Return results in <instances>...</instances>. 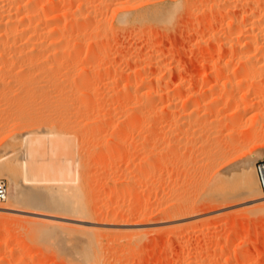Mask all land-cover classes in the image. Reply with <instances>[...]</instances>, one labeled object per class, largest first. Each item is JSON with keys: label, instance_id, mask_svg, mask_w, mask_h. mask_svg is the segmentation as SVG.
<instances>
[{"label": "rangeland", "instance_id": "1", "mask_svg": "<svg viewBox=\"0 0 264 264\" xmlns=\"http://www.w3.org/2000/svg\"><path fill=\"white\" fill-rule=\"evenodd\" d=\"M169 1L170 0H165V2L167 3H170ZM186 1L189 2V6L185 9L187 12L189 11L190 15L187 12L185 13V11L182 12V10H185L184 8H180L179 9L180 11L178 10V13L176 11L171 17V19L168 21H163L161 23H154V24H152L153 22L152 23L145 22L137 26L134 25L132 26L130 31L129 30H121V31L118 30L116 32L114 31L115 34H112L113 36L108 38H103V37L101 39L93 38V37L84 38L81 40V42H79V44L76 43L77 46L75 47L73 53L71 54H68L67 52L64 53V52L56 51L55 55L51 54L50 56V54L48 55L46 53L44 55H41L40 58L38 57L39 64L37 63L38 65L34 66L33 68L35 69V67L36 68L38 67L37 68L38 70L36 69L37 72L33 69L32 70L25 69L26 71L24 70L25 71L24 73L27 74H23V73L20 74L22 71L19 70L20 72H17V74L14 75L15 77L14 76L13 77L14 79L16 78L15 79L16 83H14L15 87L16 86L17 88L21 87L20 89L16 88L17 91L20 92V94L18 95L17 93L19 92L13 89L16 91V95H13V97H15L13 100L12 97H10L6 99H2L1 100L2 102L0 101V129H1L0 131L4 132L2 133V135H0L1 136L0 156L12 155L14 153V148L19 147L20 144V142L12 143L11 139L5 140L3 135L6 132L8 133L9 128L8 125L4 123L7 122V124H9L8 120L14 118L10 120L13 121L15 120V117L18 118V116H20L19 115L20 111H18L19 110L18 108L28 103L25 102V100H30L28 99L29 97L25 98V96H30L31 93L32 95L35 93V97H32L31 95V99H34L32 100L33 104L30 105L32 106L31 108L41 107V105L43 104L42 102L45 101L49 103L43 106L42 114H40L38 117L34 119V124H35L34 126L33 125L32 127L25 126L27 128L26 131L29 132V130H31L30 132H34L33 130H36L35 132H38L43 130L45 131L46 129V131H52L58 133L66 132L67 133L66 135L70 134L69 135L70 143L66 148L67 150L65 149V153L67 152L68 153L67 156L68 157L70 156V158H72L73 161L77 160L78 162L80 159L81 160L83 159V161L85 160V163H82L83 161L81 162L79 161L78 163L75 161V163H77L76 164L77 175L79 172L78 170L80 171L82 170L83 175L85 173V176H83L82 173H79L78 175V183L80 182V184L83 185V186L81 185V187L79 188L80 189L82 188V190L85 188L84 194H82L84 191L81 192L82 190L79 189L78 194L81 196L82 200L84 201L86 200V204L88 203V206L90 208L92 207L91 209L96 208V210L101 212L100 211L101 209L99 208L102 207V209L103 208L106 209L107 213L111 211L110 212L111 215L115 214L112 215L115 217L119 216L118 214L126 213L131 208L139 209L138 211H136L135 209V212L137 213H134L132 215L133 217H128L127 220H126L127 216H125V214L124 215L121 214L122 216H119V217L125 216L124 217L126 220L125 223L127 224H131L133 219H137L135 220L136 225L138 224L139 226L137 225V227L134 228H131L129 226H119L117 228V231L120 230L119 232L115 231V234H113L110 237L104 236L106 239L104 238L103 243L105 244L104 247L105 250L107 249L105 253H109L107 254L108 257L110 258L108 262L109 264H201L200 262L204 260L205 262H202V264H264V209L261 210V208H259L262 206V203L264 204V200L260 197H256L255 199H250V200L241 199L240 201H235V200L231 201V200L222 199L221 201L220 195L223 192L222 189L224 187L220 181H218L217 179L215 180L217 175L216 172H218L220 173V176H226L228 178H232V180H234L236 183H240L243 179L241 175L242 167L247 163L252 165V171H254L253 169L254 162L257 160H261L259 158L260 156L261 157L264 156V117H262V120L261 118H258L256 119V121L254 119H253L254 121H252L251 120L252 118L250 119L248 118L249 115L251 114L249 113L248 117L247 115L245 116V118H247L245 120H241V116L240 118L238 117L239 120L237 119V117L235 119L234 118L231 119L230 118L231 110L227 109V107L230 108L229 100L227 101L225 99L226 96L224 97V100L223 99L218 100L216 98L221 96L220 93L221 91H219L221 89V85H219V87L217 85L218 88L216 86L215 87L213 86L214 89L205 88V86L207 87L209 82H211L213 76L216 75L212 71V69L210 70V66L212 68V64H213L210 61L214 62L213 60H215V56L213 52L214 50H216V42L218 41L219 37L223 36L222 27L223 26L225 27L226 19L221 18V20L219 19L216 21L217 24L215 22L213 23V25L216 27V31H219V33L217 32L218 34L217 37L215 39H212L214 44L212 41L209 40L206 42L205 40L208 37V32L207 33L205 32L204 34H200L201 32L196 34H189L190 32L189 30L192 26L197 25V22L198 23H201V21L205 23L206 21L208 23L209 21L211 22L212 18L210 20V16H209L212 12L211 3L213 2L216 3L218 1L217 0H207V1L186 0ZM207 4L209 7L207 6ZM70 5L71 7L73 6L74 8L76 7L75 5L78 4L77 1H73L71 2ZM204 5L206 6L205 9H204L205 7ZM197 7L200 8V10L198 9L199 11L197 10ZM192 12H195V14L191 15ZM239 12H240L239 6L236 7V9H233L232 11L234 15L238 14ZM224 19L225 21L223 22ZM151 24L153 25V27L151 26ZM160 26H162L163 29ZM134 27L137 30H135ZM198 40L199 43L201 44L198 43ZM198 44L201 46L199 47ZM198 48H201L202 52H200V54L203 53L204 57H206V51L208 52V50H209L208 54L212 53V56L211 57L208 56V58L206 57L207 58L206 60L202 55H200L201 56L200 58L198 54L199 52ZM99 49H101L102 51ZM212 49L213 52H210L212 51ZM157 60L162 63L165 62L167 66L175 65L177 67V72L168 76L167 69L161 68L160 70H156V67L155 65H153V63L154 61ZM204 60L207 61L208 64L204 63L205 62ZM200 61L203 64L200 65L199 63ZM67 63L69 64V66ZM237 63H235L233 66L231 65L232 69L231 67H229L231 69L228 70L229 73H232L233 71H238V69L240 68L238 65H240V63L236 65ZM234 66L235 67L238 66V68L236 67V70H234L233 68ZM141 67L142 68L145 67L147 71L149 70H151L152 72L159 71V74L161 76L167 75L166 77H170L171 79L170 82L167 84L168 87L167 86L164 87V85H162L163 83L151 79L148 81L142 80L143 82L142 81L140 82L139 80V84L141 83L140 85L138 84V81H136V83H134L135 86L133 85V88L131 89L130 92L131 95L134 93V95L132 96L133 98L136 99L142 96L141 100L140 98H138V101H141L140 103L144 105L148 104V102L150 103V108H151L150 118L152 119V117H154L152 119L153 122L151 121V119L145 120L143 117L138 119L134 118V120H132L128 117H124L125 115L123 116V114L125 113L124 110L127 109L125 107L127 106L129 107V105H127L128 104L127 102H126L127 104L124 103L121 96L123 95L122 94L123 92H126L124 85L127 84L128 81H134V76H132V73L135 72V69L136 71L140 70ZM43 68H45L46 70H44ZM103 72L105 74H103ZM212 73L214 74L210 75ZM19 74L23 76H20ZM34 75L36 78L34 77ZM45 75L47 76L45 77ZM21 77H25L24 78L25 80L23 78L21 80L20 79ZM53 78H55V80ZM46 79L49 81H46ZM31 80L34 81L29 82L30 84L28 85L30 88H28V85L26 83ZM50 80L52 82H50ZM61 80L65 82L63 83L61 82ZM17 81L18 83L21 82L22 84H24L23 87L27 85V87L25 86L24 89L28 90L27 92H29L30 94H27L26 90L24 91V89H22L23 87L21 83L20 86L17 83ZM40 81L41 82L43 81L42 82L43 84L40 83ZM44 81L46 83H44ZM181 82H183L181 86L177 87L176 85H178ZM33 83L35 86L31 88V86H33ZM91 83L94 84L91 85ZM41 84L45 87H40ZM88 84L91 89L89 90L88 88L85 87L84 89L83 86L84 85L88 86ZM142 84L147 85L149 89L152 88L151 89L152 93L146 95L145 89L148 90V88H146L147 87L146 86L143 89ZM36 87L37 88L39 87L40 90L37 89ZM82 89L87 91L84 92ZM20 90L21 91L23 90L24 92L21 93ZM140 91L142 93L141 95H140ZM86 92L90 94L86 96ZM209 92L210 95L208 94ZM205 94L207 95L205 96ZM17 95L18 97H22L21 95L24 96L23 99L19 98V100L20 99L23 100L25 104L20 103L22 101L20 102L18 101L17 103L19 105L18 104L16 105L15 102L18 100L16 99ZM44 96H46L47 98ZM56 96L59 98V100ZM91 96L93 97L94 100L91 98ZM89 97L92 99L93 102L87 100V98L90 99ZM103 97L104 98L107 97V99L106 98L104 99ZM189 99L192 101V103L195 102L194 104H192L193 106L191 105V107L196 108L198 106L200 108L197 107L196 110L193 111L196 112L195 114L191 112L192 114H189L190 116L187 115L185 117L186 119H184L185 120L184 122L185 124H187V127L183 128V124H181L182 121H180L182 120V118L180 119V115H177L178 114L177 112L181 109V107H183L185 100H189ZM86 100L88 103L89 102L91 103V105L89 106L90 108H87L85 106L88 110L87 112L83 111V109L84 110L86 109L85 107H82L84 104H86L85 103ZM116 101L119 103H117ZM115 102L117 105L121 103L120 104L121 106L120 105L117 106ZM213 102L215 103V105ZM224 102H226L227 105L228 104L229 105L227 106L226 103ZM142 104L140 105L141 107ZM153 104L154 107L152 106ZM210 104L212 107L210 106ZM66 105H68V107ZM108 105H110L111 108L114 106L113 107L114 109H111ZM107 106L110 109H107ZM24 107L27 108L29 106L25 105L22 108ZM167 107L169 109H166ZM157 108L158 109L162 108L159 111L161 112L163 111V113H165V114L162 113L163 116L161 115L163 118L161 116H158L160 114L158 113L159 111L156 112ZM213 108L216 110H214ZM224 109L226 110L224 111ZM110 110H112L111 111L112 113L110 112ZM217 110L222 112H219ZM228 110H230V112ZM153 111H155L158 114L155 115V112ZM105 113H107L106 115H110L111 113L113 115V119L111 118L110 121V119L108 120V118H105L107 117L104 115ZM216 113H219L220 115ZM100 115H104V116L102 117ZM67 116H69L70 121L75 120L76 122V120H79V123H80V118L81 120L82 119L85 120L84 119L85 116L86 117L88 116L89 118L91 117V119L93 116L94 117L99 116L97 118L100 119V122H98L97 119H96L97 122H95V120L92 123L90 122L91 123L90 127L87 125L89 128H86V130L82 126L84 125L83 124L84 122L82 123V125L81 123L76 124L72 122L65 124L64 122L63 124L64 126H63L62 124H60L59 120ZM199 118L201 119L199 120ZM215 118H217L216 123L214 121L216 120ZM228 118H230V121L229 120L227 121ZM27 119L28 118L23 117L17 120L18 121L21 120L22 124L21 123L20 124L24 125L25 122L27 123L28 121ZM242 119H244V116L242 117ZM248 119L250 120L249 122L247 121ZM136 120L138 121L136 122ZM101 121L103 123H101ZM161 121L163 124L161 123ZM132 122L133 123L135 122V125ZM209 122L211 124H209ZM108 123L111 125H108ZM203 123H206L209 126ZM69 124H71L72 126H69ZM73 124L75 125L73 126ZM5 125L6 128L4 127ZM65 125L66 126L68 125L70 128L68 129ZM98 125L101 128H99ZM212 125L214 126V128ZM77 126L78 128H80V130H78L79 132L75 131L76 132L75 134L77 135H74L72 132L74 131V129L77 130L76 129ZM1 127L5 128L6 131L5 129L2 130ZM15 127H19V125L18 126L16 125ZM122 127L124 128L122 129ZM150 127H152V129ZM26 128H24V130ZM91 129L92 131H90ZM66 130H70L72 132L69 133L70 131L67 132ZM195 130L199 132L197 136L200 137H197V139L194 142V140L192 141L191 139L193 137L191 136V134L194 135ZM20 131H19L20 134L26 132L23 131L22 129ZM88 131H90V133ZM13 132L15 135H19L16 134L18 131H16L15 133L14 129L13 131H9L11 135L13 134ZM81 132L83 133L85 132V134L86 133L88 134L84 135ZM94 132L95 134H97V132H100L102 135L101 137L103 138L101 137L97 138L98 136H100L99 135L100 133L97 134L98 135L97 136L94 135ZM104 133H106L107 135L104 136L105 135ZM149 134L151 136H148ZM152 134H154L156 137L154 135L152 136ZM88 135L89 137L91 135L94 136L91 137V140L88 137L91 145H89V142L86 140L87 138L86 136ZM77 136L80 138H78ZM83 136L86 137L84 141H87L88 144L82 141L84 144L83 145L82 142L80 141L82 140ZM113 138L118 139L120 143L119 141L115 142L114 140L116 139ZM147 138H151V139L147 140ZM92 139L94 140V142ZM98 139L102 142H100ZM111 140L114 141L116 144L117 143L121 144L122 148H120L121 150L119 149L120 151L117 149L116 154L119 155V157H121V155L122 157L124 156L123 157L124 159L120 158L121 160L117 156L119 160H115V161H118V163L115 162L113 159V162L117 163V165L114 163L113 166L111 165V163L113 164V162H109L110 161L109 159H111L109 157L111 151L110 148L114 145L113 143H111ZM121 141L122 142L125 141L124 146L122 145ZM147 141H149V145H147L148 144ZM143 142L144 144L145 142H147V144L142 145ZM137 144H140V146L138 145L140 148H138ZM150 144L152 149V153L151 150L150 153L152 155L149 154V151L147 150V148H145L147 146L149 147ZM104 145H108L107 146L108 148L110 145L112 146H110L109 149L107 148L102 149V146ZM203 145H206V147ZM72 147H73V151L71 153L70 150H72ZM99 147L102 149V150L100 149L102 154L105 153L102 151H106L107 156L105 154L103 157V155L100 152L97 153V151H99L97 150L99 149ZM136 148H138V150ZM146 150L148 151L149 156L146 155L147 154ZM8 151H10L9 154ZM122 152H124L125 154L123 153L124 154L123 155ZM73 153H75V155ZM78 155L79 158L81 156L82 157L78 159ZM130 155L131 156L136 155V157L138 158L141 159L144 158L148 160L147 165L144 166V164H142V165L133 166L129 162V159H131ZM240 155H242L243 158L244 156L245 158H247L246 157L247 155L249 158L246 159L247 161L244 158L245 160L244 161L242 160L243 158L241 159L242 156L240 157ZM105 157L106 158L109 157L107 160L110 164L106 162ZM130 175H131L130 178L131 180L128 179L125 182L122 180L123 178L127 179L126 176L130 177ZM79 176H81V178ZM0 178H3V180L5 181L7 187L6 190L8 192V186H9L8 179L6 177H0ZM81 181L82 182L86 181V182L83 184L81 183ZM83 195H85L86 197ZM183 203H185L186 205ZM4 204H6L4 201L0 202V208H2ZM173 205L175 207L179 206V208L180 206L181 207L184 206L189 209L193 207L196 209V211L190 216L184 215L182 217H179V219H175L171 222L166 223L165 222L166 217L164 213L167 212L170 208H172L171 206ZM22 209H19V211H27L26 210L27 208L26 209L24 208L25 210ZM27 212L36 214L35 212L37 211L28 209ZM140 214L142 216H140ZM0 217H1L0 245L5 244V245L16 246V249L14 247L15 251L14 254L12 253L13 257L11 258L10 256L12 254L8 253V251L6 252L3 246H1L2 248H0V254H3L2 257L7 256V259L8 257L10 258L5 262V264L8 263L14 264L15 261L18 259L17 256L21 257L20 253H23L22 250H24V253L25 252L28 253L27 255H25L26 257H24L25 258L24 262H26V264H41V263L42 264H74L76 262L81 264V262H79L81 259H77L76 254L73 255V252L71 251L72 249L74 250L78 249L80 251L81 247L83 248V245L85 246V242H83L84 243L83 244L82 241L86 239L84 237L85 235L87 236V233H85L84 231L82 230L78 231L79 229L78 230L75 229V231L73 229L65 230V233L67 234H65L63 230L56 231L54 236L53 235L51 236L50 234L48 236H42V237H46L45 239L42 238L44 239L43 242H45L46 240L44 244L42 243L39 237H36L38 239L35 238L36 235V234L34 235L35 229L33 228L32 225L29 224V222H26V221H30L29 219L31 218L32 219L36 218L37 220L35 219V221H39L40 218L43 219L44 217H39L32 214L31 215L22 214V213L15 215L14 214L3 215V216L1 215ZM47 218L48 217H45L44 219ZM48 219H52V218H48ZM52 220H55L56 222L61 224L71 225L74 228L83 229L87 226L88 227L98 226L99 229L97 228V230L100 232H103L100 229L104 228L100 224H96V223L90 224L84 221H77V220L71 221V219L69 220L68 218L60 219V216L59 218L54 217ZM135 221L133 220V222ZM130 230H133V234L136 231L134 235H136L137 233L139 234L136 235V238L138 236L141 238L139 244H137L136 246H132L133 249L131 248V246L125 245L126 240L123 239L126 238H122V239L119 238L121 232L130 231ZM211 231H215L214 232L215 235L214 233L211 234L210 233ZM81 232L85 233L84 237L81 236L83 235ZM130 232H125V234ZM76 234L84 238L81 242H80L81 239L79 240V242L82 244L81 247L78 248L77 246L74 245L77 243L78 240L77 238H75L77 237ZM64 235L66 236V238ZM114 235L117 236L115 237L117 238V240H120V242L117 244H115L114 242L115 239ZM124 236L129 237L128 234L122 235V237ZM55 237L58 239L57 241H54L56 239ZM112 237L114 239H112ZM50 238L53 239L55 238V239L53 240ZM75 239L77 240L75 241ZM111 239L113 240L114 243L112 242ZM55 242L57 244H55ZM78 243L77 245L79 246L80 244ZM47 244L48 246H45ZM72 244L76 248H74ZM253 246L254 248L251 249ZM235 247L237 248L235 249ZM79 251L76 250L74 251V253L77 252L79 253ZM24 253L22 255H24ZM78 253L77 255H80ZM110 253H112V255L113 253H116L113 256L114 258H111L112 255ZM9 254L10 256H8ZM235 254L237 255L235 256Z\"/></svg>", "mask_w": 264, "mask_h": 264}, {"label": "bare ground", "instance_id": "2", "mask_svg": "<svg viewBox=\"0 0 264 264\" xmlns=\"http://www.w3.org/2000/svg\"><path fill=\"white\" fill-rule=\"evenodd\" d=\"M73 1H77V4H78V5H75L76 7H74V8H73V6L71 7V5H70L71 2H73ZM217 1L218 2H216V3H214L212 1L214 3V5H213V3H211L212 4L211 5V8H212L211 11L212 12L209 15L210 20L212 18L211 22L210 21H209V23L207 21H206V23L202 22V21H201V23L197 22V25L192 26L189 30L190 31L189 34H196V33H200V32H201L200 34H204L205 32L206 33L208 32V37L206 38L205 41L206 42L208 40L212 41V39H215L217 37V35H218L217 32L219 33V31H216V27L213 25V23L214 22L216 23V21L219 19L221 20V18L226 19V21H225V19L223 20V22L225 21V27L224 26L222 27L223 36L219 37L218 41L216 42V50H214V52L215 51L216 52L214 53L213 49H212V51H210V52H213V54L215 56V60H213L214 56H213V59L211 58L214 62L210 61L211 63H213L212 68L210 66V70L212 69V71L216 75L213 76V79L211 80V82H209L207 87L205 86V88L206 89H211V88L214 89L215 86L217 87V85H218V87H219V85H221V89L219 88L220 89L219 91H221L220 92L221 96L216 97V98L218 100H222V99L224 100V97L226 96L225 99L227 101L229 100L230 105L229 104L228 105L230 106V108L227 107V109L231 110V114H230L231 119H233V118L235 119L236 117L238 119V117L240 118V116H241V120H245V119H247V118H245V116L247 115V117H248V114L251 113L248 118L249 119L252 118L251 119L252 121H254V120L256 121V119H258V118H261V120H262V117H264V115H263L264 114V0H217ZM169 2L170 3H167V2H165V0H0V101L2 99H6V98H10V97H12V100L15 98V97H13V95H16V91L19 87L18 88H17V86L15 87L14 83H16V81H15L16 78L14 79V77H15L14 75L17 74V72H20L19 70L22 71L20 74H22V73L27 74V73H24L26 71L25 69H27V70L31 69L32 70L34 68V66L38 65L39 64L38 57L40 58L41 55H44L46 53L48 55L50 54V56H51V54L55 55L56 51L64 52V53L67 52L68 54H71V53H73L75 47L77 46L76 43L79 44V42H81V40L84 38H90V37L98 38V39L99 38L101 39L102 37L108 38V37L113 36L112 34H115V32L118 30H120V31L121 30H129L130 31V29L134 25L137 26V25L145 23V22L146 23H148V22L152 23L153 22L152 24H154V23H161L163 21H168L171 19V17L173 16V14L176 11L178 13V10L180 8L185 9L189 6V2L186 0H183V1L170 0ZM203 4H206V3H203ZM193 5H194V3H193ZM207 6H208V4H207ZM238 6L240 9V12L238 14L234 15L232 13V11H233V9H236V7H238ZM199 7H200V5H199ZM199 7H197V10L198 9L200 10ZM205 8H206V6L204 7V9ZM183 11H185V13L187 12L186 9L182 10V12ZM190 11H192V10H190ZM187 13L189 14V11ZM194 14H195V12L191 13V15H194ZM177 16H180V15H177ZM192 17H190V18H192ZM152 24H151V26L153 27ZM218 26H220V25H218ZM160 27H162V26H160ZM152 29H154V28H152ZM162 29H163V27H162ZM135 30H137V29L135 28ZM134 35H136V34H134ZM198 43H199V40H198ZM202 43H203V41H202ZM199 44H201V43H199ZM213 44H214V42H213ZM202 45H204V44H202ZM200 46L201 45H199V47ZM99 50H101V49H99ZM102 50H103V48H102ZM198 50H199V52H198L199 56L200 55L203 56V53L200 54V52H202L201 48H198ZM103 52H100V53H103ZM208 52H209V50H208ZM208 52L206 51V57L207 58H208V56L209 57L212 56V53L208 54ZM204 55H205V53H204ZM206 57H204L205 60L207 59ZM200 58H201V56H200ZM48 59H50V58H48ZM45 61H47V60H45ZM201 61H203V60H201ZM201 61L199 62L200 65L203 64V63H201ZM208 61H209V59H208ZM204 63L208 64L207 61H205ZM235 63H237L236 65H238L240 63V65H238L240 68L238 69V71H233L232 73H229L228 70H231L232 66ZM153 65H155L156 70H160L161 68L167 69V75L168 76L177 72V67L175 65L174 66L173 65L167 66L165 62L162 63V62L157 60V61H154ZM68 66H69V64H68ZM238 66H236V67L238 68ZM229 67H231V69ZM236 67L235 66L233 67L234 70H236ZM37 68L35 67V69H33V70L36 71ZM43 69L46 70L45 68H43ZM149 71H150V73H149ZM149 71H147L145 67H143V68L141 67V69L137 70V71L135 69V72L132 71V72H134V73H132V76H134V81H128L127 84L124 85L126 92H123L122 93L123 95H121V96H122V100L124 101V103L127 102L128 104L127 103L126 104L129 105V107L127 105H126L127 107H125L128 110L127 109L124 110L125 111V113L123 114V116L125 115L124 117H128L132 120H134V118L138 119L141 117H143L145 120L151 119L150 118V115H151L150 103L148 102V104H146V105L140 103L141 101H138V98H140V100H141L142 96L138 97L136 99L133 98L132 96L134 95V93L131 95V93H130L131 89L133 88V85L135 86L134 83H136V81H138V84H139V80L141 82L142 80L148 81V80L154 79L157 82L163 83L162 85H164V87H165V86H167V84L170 82L171 79H170V77H166L167 75L161 76L159 74V71H157V72L156 71L152 72L151 70H149ZM32 72H34V71H32ZM214 73H212L210 75H213ZM41 74H42V72H41ZM103 74H105V73L103 72ZM20 76H23V75H20ZM46 76L47 75H45V77ZM34 77H35V75H34ZM22 78L24 79L25 77H21L20 79L22 80ZM32 79H34V78H32ZM53 79L55 80V78H53ZM33 81L34 80H31L28 82L25 81V82H27L26 84L28 85V84H30L29 82H33ZM46 81H49V80L46 79ZM42 82L40 81V83H42ZM50 82H52V81L50 80ZM61 82H63V81L61 80ZM61 82H59V83H61ZM17 83H18V81H17ZM20 83H18V84L20 85ZM44 83H46V82L44 81ZM70 83H71V81H70ZM182 83L183 82L179 83L176 86L179 87V86H181ZM92 84H94V83H91V85ZM21 85L23 87L24 84L21 83ZM27 85H25V86L27 87ZM41 85H40V87H45V86H43V85L41 86ZM51 85H53V84H51ZM34 86L35 85L33 83V86H31V88ZM88 86H89V84H88ZM88 86L84 85L83 88L85 87V88H88L90 90L91 88H90V86L89 87ZM142 86H143L142 88L144 89L147 85L142 84ZM24 87L22 89H24ZM28 88H30L29 85H28ZM146 88H148V86ZM13 89H15L16 91ZM37 89H39V87ZM84 89H82L84 92L87 91ZM151 89H149V88H148V90L145 89L146 95H149L150 93H152ZM206 89H204V90H206ZM25 90L26 89H24V91ZM24 91L22 90L21 93ZM27 91L28 90H26V93L30 94ZM137 91H139V90H137ZM141 91H140V95L142 94ZM17 92H19V91H17ZM30 92H32V91H30ZM17 94L19 95L20 92ZM89 94L86 92V96ZM208 94L210 95V92ZM18 95L16 98L18 100L15 102L16 105L18 104L17 103L18 101L19 102L22 101L20 103L23 104L24 101L21 99L19 100V98L23 99L24 94L21 95L22 97H18ZM31 95H32V93L30 94V96H25V98L29 97L28 99H30L31 102H30V100L24 99L25 102H28V103H26V104L24 103V104L26 106H29V107L22 108L25 105H23L22 107L20 106V108H18L19 109L18 111H20V114H19L20 116L17 115L18 118L15 117V120H13V121H10V120H12L14 118L8 120L9 124H7V122L4 123V124L8 125V128H9L8 133H9V131H13V129H14L15 133H16V131L19 132L21 129L23 131H26L27 128L25 126H28V127H32V125L34 126L35 125L34 119L36 117H38L40 114H42L43 106H45L46 104L49 103L46 101L42 102L43 104L41 105V107H37V108L33 107L34 108L33 109V108H31L32 106H30L31 104H33L32 100H34V99H31ZM33 95H32V97H35V93ZM206 95L207 94H205V96ZM44 97H46V96H44ZM91 98L93 99L92 96H91ZM91 98L90 99L87 98V100L88 101L90 100L91 102H93ZM101 98H102V96H101ZM105 98L107 99V97H105ZM60 99H61V97H60ZM50 100H51V98H50ZM58 100H59V98H58ZM87 100L85 101L86 104H84L83 106L81 105L82 107L86 106L87 108H90L89 106L91 105V103L89 102L90 103L89 104L87 102ZM145 100H147V99H145ZM150 100H152V99H150ZM5 101H7V100H5ZM52 101H53V99H52ZM116 102H115V104H116ZM226 102H224V103H226ZM117 103H119V102H117ZM194 103H192V101L190 99L185 100V103L184 104L182 103L183 107H181L180 110L178 109L179 111L177 112L178 113L177 115H180V119L182 118V120H180V121H182L181 124H183V128L187 127V124H185V122H184L185 121L184 119H186L185 117L187 115L190 116L189 114H192L191 112L195 111L196 108L198 107V106L196 108L191 107V105ZM120 104H118V105H120ZM141 104H142V107L140 106ZM68 105H69V103H68ZM68 105H66V106L68 107ZM214 105H215V103H214ZM219 105H221V104H219ZM226 105H227V103H226ZM92 106H93V103H92ZM108 106L110 107V105H108ZM108 106H107V109H110L111 107L108 108ZM152 106L154 107V104ZM210 106H211V104H210ZM86 107H85L86 110L83 109V111H85V112L88 111ZM113 107L111 109H114ZM157 107H159V106H157ZM160 107H162V106H160ZM190 108H192V109H190ZM198 108H200V107H198ZM161 109L162 108H160V109L157 108L156 112H158ZM166 109H169V108L167 107ZM89 110H91V109H89ZM189 110H190V112H189ZM214 110H216V109H214ZM225 110L226 109H224V111ZM230 110H228V111L230 112ZM111 111L112 110H110V112ZM217 111H219V110H217ZM81 112H82V110H81ZM99 112H100V110H99ZM153 112H155V111H153ZM156 112H155V115L158 113L160 114L158 116H161V115L163 116V114H165V113H163V111L162 112L159 111L158 113H156ZM165 112H167V111H165ZM213 112H212V114H213ZM219 112H222V111H219ZM95 113H96V111H95ZM111 113H110V115H106L107 113L104 114L105 116H107L105 118H108V120L110 119V121H111V118L113 119V115ZM193 113L195 114L196 112H193ZM92 114H91V116H92ZM152 114H154V113H152ZM216 114H219V113H216ZM87 115H88V113H87ZM104 115H100V116L103 117ZM110 116H112V117H110ZM243 116H244V119H242ZM23 117L28 118L27 119L28 120L27 123L29 122L28 124L25 122L26 124L24 123V125H21L22 124L21 120L18 121L19 119H21ZM97 117H99V116H97ZM97 117L93 116L91 119V117L89 118L88 116L87 117L85 116V118H84L85 120H83V119L81 120V118H80V123L82 125V123L84 122L83 123L84 125H82V126L86 130V128H89L90 124L92 122H94V120H95V122H97L96 121V119H97L98 122H100V119H98ZM153 118L154 117H152V119ZM189 118H191V117H189ZM230 118H228L227 121L228 120L230 121ZM122 119H125V118H122ZM152 119H151V121H152ZM200 119L201 118H199V120ZM215 119L216 120H214V119L213 120L216 123L217 118H215ZM249 119L247 120L248 122L250 121ZM68 120H69V116L61 118L59 121H60V124H62V125L64 124V122H65V124L72 123V122L76 123V124L79 123V120H76V122H75V120L74 121L69 120L70 122ZM101 120H102V118H101ZM137 121L138 120H136V122ZM162 121H161V123H162ZM101 123H103V122L101 121ZM101 123H99V124H101ZM255 123H257V122H255ZM105 124H107V123H105ZM133 124L135 125V122ZM203 124H206V123H203ZM209 124H211V123L209 122ZM249 124H251V123H249ZM6 125L4 126L5 128H6ZM16 125L17 126L19 125V127H15ZM74 125L75 124H73V126ZM108 125H111V124L108 123ZM122 125H123V123H122ZM193 125H194V123H193ZM206 125H208V124H206ZM69 126H72V125L69 124ZM69 126L67 125L66 127L69 129L70 128ZM98 126H97V129H98ZM204 127H206V126H204ZM1 128H2V130L5 129L3 127H1ZM24 128H26V129L24 130ZM99 128H101V127L99 126ZM123 128L124 127H122V129ZM150 128L152 129V127H150ZM150 128H149V130H150ZM213 128H214V126H213ZM10 129H12V130H10ZM76 129L77 130L74 129L73 132L70 130H66V131L67 132L70 131L69 133L72 132L74 135H77L75 133L79 132L78 130H80V128H78V126H77ZM105 129H106V127H105ZM127 129H129V128H127ZM164 130H165V128H164ZM5 131H6V129H5ZM30 131L31 130H29V132L26 131V132H23L21 134H20V132H22V131H20L19 133L17 132L16 134H19V135H15L14 132H13L14 135L13 134L11 135L10 133L8 134L6 132L7 135H6V133L3 135L5 140L11 139L12 143L20 142V144H19V147L14 148V153L12 155L0 156V177H6L8 179V185H9L8 186V192L6 195V199L4 200V202L6 204H4V206L2 208H0V216L1 215L2 216L3 215H10V214L15 215V214H21V213L22 214H30V215L32 214V215H36V216L44 217V218L48 217V218H52V219L54 217L59 218V216H60V219H63V218L67 219L68 218L69 220L71 219V221L77 220V221L88 222L90 224H94V223L100 224L101 226L104 227V228L102 227L103 229H100L103 232H100L97 230V228L99 229L98 226H90V227L87 226L85 228L82 227L83 229L74 228L71 225L61 224V223L56 222L55 220L48 219V218L47 219H44V218L41 219L40 218L39 221H35L36 218H34V219L31 218V219H29L30 221H26V222H29V224L32 225L33 228L35 229L34 235L35 234L38 235V236L35 235V238L39 237L40 240L42 241V243H44V244H45L46 240H45V242H43V240L46 237H42V236H48L49 234L51 236L52 235L54 236L56 231H62L63 230L64 233H65V230H70V229L71 230L73 229L74 231H75V229L76 230L79 229L78 231H80V230L84 231L85 233H87V236L85 235V237H84V234H85L84 232L83 233L81 232L83 234L81 236H83L86 239H84L83 237H80V235L76 234L77 237H75V238H77L78 240L75 239V241L77 240V243H78L80 239H81L80 242L84 239L82 241V243L85 242V246L83 245V248H82L81 247L82 243H80V242L78 243V244H80L79 246L77 245V243L74 244L75 246H77V248L81 247V249L79 248L80 251L78 249H75V250L72 249L71 252H73V255L76 254L77 259H81L79 261V262H81V264H109L108 262H109L110 258L107 255L109 253H105V251L107 249L105 250V248H104L105 244L103 243V240L105 238L104 236L110 237L113 234H115V231L119 232L120 230L117 231V228L119 226H129L131 228L137 227L138 224L136 225V221H135L137 219L132 218L135 222H133V220H132V222L130 221L131 224L125 223V221L128 219V217H133L132 215L134 213H137V212H135L136 208H131L126 213H124L125 216H127L126 220L124 218L125 216L119 217V216L124 215L122 213H121L122 215L118 214L119 216L115 217V216H112L115 214L111 215V213H110L111 211H109L110 214L107 213L106 209L103 208L104 209L103 210L102 207L99 208V209H101L100 210L101 212L96 210V208L91 209L92 207L90 208L88 206V203L86 204V200L85 201L82 200L81 196L78 194L79 189H80L79 187H81V185H82V184H80V182L78 183V175H79V173H82V170L81 171L78 170L79 172L77 175V165L76 164L79 161L80 162L83 161V159L82 160L80 159L82 156L79 158V155H78V159H80V160L78 162H77V160H75L77 162V163H75V161H73V159L70 158V156L69 157L67 156L68 153L67 152H66L67 154L65 153V149L67 148L68 144L70 143V138H69L70 134L66 135L67 134L66 132L58 133V132L46 131V129H45V131L44 130L43 131L37 130L38 132H35L36 130H33L34 132H30ZM90 131H92V129ZM90 131H88V132L90 133ZM196 132L197 131L195 130L194 135L191 134V136H193L191 139H192V141L194 140V142L197 139V137H200V136H197L199 132H197V133ZM2 133H4V132L0 131V135H2ZM81 133H83V132H81ZM99 133L100 132H97V134H99ZM124 133H127V132H124ZM83 134L87 135L88 133L85 134V132H84ZM97 134H95V132H94V135H97ZM104 134H105L104 136L107 135L106 133H104ZM186 134H188V133H186ZM89 135L86 136L87 138L85 136H83L82 140H80V141L82 142L86 138V140L89 142L91 140V137H94V136H92L93 134L90 137H89ZM99 135L100 136L97 135L98 136L97 138L102 136L101 133ZM153 135L154 134H152V136ZM117 136H119V135H117ZM148 136H151V135L149 134ZM88 137L90 138V140L88 139ZM78 138H80V137H78ZM101 138H103V137H101ZM1 139H3V138H1ZM113 139H116V138H113ZM149 139H151V138H147V140H149ZM188 139H190V138H188ZM94 140H95V138H94ZM94 140H93V142H94ZM208 140H209V138H208ZM2 141H4V140H2ZM87 141H84V142L87 143ZM114 141L117 142L119 140L116 139ZM114 141L111 140V143H113L115 145L116 143ZM143 141H144V139H143ZM5 142H7V141H5ZM100 142H102V141H100ZM124 142L121 141L123 146L125 145ZM140 142H142V141H140ZM147 142H148V144H147ZM147 142H145V144L149 145V141H147ZM108 143H110V142H108ZM119 143H120V141H119ZM119 143H117L115 146L112 144L114 147L112 145H110V146H112L111 148L109 146L111 151H110V155L109 154L108 155L112 159V160L109 159L110 160L109 162H113V159H114V161L119 160L120 158L124 159L123 158L124 156L122 157V155H121V157H119V155L116 154L117 149L119 150L120 148H122L121 144H119ZM82 144H83V142H82ZM145 144L143 142L142 145H145ZM89 145H91L90 142H89ZM95 145H93V146H95ZM138 145L140 146V144H137V146ZM107 146L108 145L102 146V149H105V148L109 149ZM139 146H138V148H140ZM203 146L206 147V145H203ZM149 147L147 146L145 148H147V150L149 151V154H151L152 153L151 144ZM79 148H81V147H79ZM133 148H135V147H133ZM138 148H136V149L138 150ZM100 149H101L100 147H99V149H97V150H99V151H97V153L98 152L101 153L102 149L101 150ZM125 149H123V150H125ZM141 150H144V149H141ZM147 150H146V152H147L146 155L149 156ZM150 150H151V153H150ZM70 151L72 153L73 147H72V150H70ZM75 151H76V149H75ZM9 152L10 151H8V154H9ZM102 152H105L104 154L101 153L104 157V155L106 154V151H102ZM123 153L124 152H122V154ZM134 153H135V151H134ZM73 154L75 155V153H73ZM94 155H96V154H94ZM136 155H133V156L130 155L131 159H129V162L133 166L142 165V164H144V166L147 165L148 160H146L144 158H142V159L138 158V157H136ZM106 156H107V154H106ZM117 156L119 157V159ZM241 156L242 155H240V157ZM109 157H107V158L105 157L106 162H108L107 159ZM246 157L247 158H245V156H244L245 160L249 158L247 155H246ZM242 158H243V156L241 157V159ZM244 158L242 160H244ZM259 158L261 160H263L264 156H262V157L260 156ZM115 162L118 163V161H115ZM115 162H113V164L111 163V165L113 166ZM82 163H85V160ZM117 163H115V164L117 165ZM96 164H99V163H96ZM131 164H130V166H131ZM241 172H242L241 175H242L243 179L240 183H236L234 180H232V178H228L226 176H220V173L216 172L217 175H216L215 180L217 179L218 181H220L224 187L222 189L223 192L220 195L221 201H222V199L223 200H231V201L232 200L240 201L241 199H249L250 200V199H255L256 197H260L264 200V196H263L264 194L261 192V190L259 188L256 174L254 173V171H252V165L247 163L246 165H244L242 167ZM15 174H17V175H15ZM82 175H83V173H82ZM81 176H79V177L81 178ZM83 176H85V173ZM127 176H126L127 179H125V178L122 179L124 182L128 179L131 180L130 179L131 175H130V177H127ZM86 179H88V178H86ZM81 180H84V179H81ZM109 180H111V179H109ZM86 181H83V182L81 181V183L84 184ZM106 182H107V180H106ZM85 185H87V184H85ZM84 189L83 190H82V188L80 189V190H82L81 192L84 191L82 194L85 193ZM83 196H85V195H83ZM183 204H185V203H183ZM171 207L172 208L169 207L170 209L168 208L169 210L167 212H165V213L163 212L165 214V217H166L165 218L166 223L171 222L175 219H179V217H182L184 215L190 216L191 214H193L196 211V209L193 207L191 209L184 207V206H182V207L180 206V208H179V206L175 207L173 205ZM24 208L25 209L27 208L26 209L27 211L29 209V210H35L37 212H35L36 214H34V213H28L27 211H19V209L25 210ZM259 208H261V210H263L264 204L262 203V206ZM109 210H110V208H109ZM138 210L139 209L137 208L136 211H138ZM38 211H40L42 213H40ZM140 213H141V211H140ZM140 216H142V215L140 214ZM10 220H12V219H10ZM32 220H34V221H32ZM130 222H128V223H130ZM141 223H142V221H141ZM130 231H123L124 233L121 232L122 235L128 234L129 237H126V236L122 237V235L120 234L119 238H121V239L126 238V239H123V240H126L125 245L131 246V248H132V246H136L137 244L140 243L141 238L139 236L136 238V235L138 234L137 233L136 235H134L136 231L134 232V234H133V230H130ZM125 232H130V233L125 234ZM214 232L215 231H211L210 233L213 234ZM65 234H67V233H65ZM131 234H133V235H131ZM73 235H74V233H73ZM214 235H215V233H214ZM115 237H117V236L114 235V238ZM42 238H44V239H42ZM65 238H66V236H65ZM114 238L112 237V239H114ZM36 239H38V238H36ZM50 239H53V238H50ZM57 240L58 239L56 238L54 241H57ZM256 240H257V238H256ZM112 242H113V240H112ZM114 242H115V244H117L120 242V240H117V238H115ZM107 243H109V242H107ZM11 244H13V243H11ZM55 244H57V243L55 242ZM74 245H73V247H74ZM1 246H3L4 250H6V252L8 251V253H10V254H12V253L14 254V251H15L14 247L16 249V246H14V245H5L4 244V245H0V248H2ZM45 246H48V244ZM250 246H252V245H250ZM49 248H51V247H49ZM74 248H76V247H74ZM236 248L237 247H235V249ZM253 248H254V246L251 249H253ZM76 250L79 251V253L78 252L77 253L80 255H77V253H74V251H76ZM22 251L24 253V250H22ZM71 252H69V253H71ZM23 253H20L21 257L17 256L18 259L17 260L15 259L16 261L14 264H26V262H24L25 261L24 257H26L25 255H27L28 253L25 252L24 255H22ZM10 254L8 256H10ZM13 254L10 256V258L13 257ZM110 254L112 255V253H110ZM115 254L116 253H113L112 257L110 255L109 256L111 258H114L113 256ZM237 254H238V251H237ZM237 254H235V256ZM2 255L3 254H0V264H5V262L10 258L8 257V259H7V256L2 257ZM125 257H127V256H125ZM26 260H27V258H26ZM202 262H205V260ZM202 262H200V263L202 264ZM76 263H78V262H76ZM76 263H74V264H76Z\"/></svg>", "mask_w": 264, "mask_h": 264}, {"label": "built area", "instance_id": "3", "mask_svg": "<svg viewBox=\"0 0 264 264\" xmlns=\"http://www.w3.org/2000/svg\"><path fill=\"white\" fill-rule=\"evenodd\" d=\"M253 169L256 173L257 182L261 192L264 194V159L254 162ZM6 184L3 178H0V202L6 199L7 190Z\"/></svg>", "mask_w": 264, "mask_h": 264}]
</instances>
